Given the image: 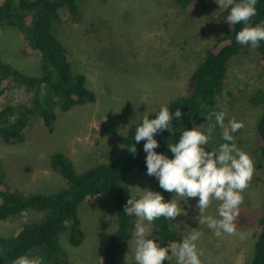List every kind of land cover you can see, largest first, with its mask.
I'll use <instances>...</instances> for the list:
<instances>
[{"label":"rangeland","instance_id":"obj_1","mask_svg":"<svg viewBox=\"0 0 264 264\" xmlns=\"http://www.w3.org/2000/svg\"><path fill=\"white\" fill-rule=\"evenodd\" d=\"M224 10L215 0H205V6L195 13L182 9L175 0H79V16L56 23L55 31L70 54L73 72L85 76V86L94 92L96 100L64 113L57 111L51 133H46L34 118L20 142L4 144L0 140L4 182L26 194L53 193L65 185L49 166L53 153L65 154L76 172L112 161L120 150L117 139L131 123L185 94L187 79L205 50L225 34L228 24ZM23 42L24 34L17 29H0V60L24 74L37 75L38 58L20 53ZM258 91L264 94V69L250 46L228 62L215 104L210 110L204 109L193 125L204 130L210 122L205 119L210 112L224 111L225 124L233 119L242 124L231 133L233 142L254 165L234 221L235 234L217 237L199 224L195 197L188 198L187 204L181 202L186 214L170 221L184 235L199 228L196 243L202 250L201 264H249L252 257V233L264 204V178L255 137L261 105L248 102ZM142 97L147 99L142 101ZM29 100L28 93L14 88L7 99L0 100V107L26 104ZM220 134L221 129L214 128L206 151L223 142ZM126 184L131 196H138L139 189L151 190L153 176L145 171ZM171 198L178 203L181 200L174 193L167 195L168 200ZM217 204L212 201L205 215L214 216ZM77 215L84 233L80 245L71 246L66 233L58 235L66 264H99L105 243L115 229L112 201L108 196H88ZM40 219L38 212L8 218L0 222V238L11 237L23 224ZM134 220L130 217L131 238L118 250L116 264H135ZM148 228L151 232V224ZM29 255L45 264L39 252Z\"/></svg>","mask_w":264,"mask_h":264},{"label":"trees","instance_id":"obj_2","mask_svg":"<svg viewBox=\"0 0 264 264\" xmlns=\"http://www.w3.org/2000/svg\"><path fill=\"white\" fill-rule=\"evenodd\" d=\"M79 0H1L0 29L13 27L24 34L20 53L36 55L38 74H24L0 60V100L7 99L11 90L19 88L30 95L26 104H4L0 107V140L4 144L20 142L31 121L37 118L41 128L51 133L56 112H67L77 105L94 103L93 91L85 86V76L74 73L68 50L57 38L55 24L69 17L77 18ZM184 10L195 13L205 6V0H175ZM225 14L228 10L225 8ZM264 21V0H257L256 15L252 24ZM241 25L228 24L225 34L207 50L200 63L190 73L185 94L170 100L169 112L179 108L180 122L175 119L174 133L161 131L154 135L159 147L154 149L171 158L167 143H174L182 130L191 129L200 113L210 110L220 94L228 62L245 48L235 41ZM264 69V41L253 46ZM252 105H261L255 125L256 155L264 178V94L258 91L248 98ZM146 115L154 118L155 113ZM142 118V117H141ZM140 118V119H141ZM131 123L126 132L117 139L120 150L110 162L98 163L82 172H76L72 161L63 153L49 157V166L59 174L64 186L53 193H22L4 182L0 168V222L27 212L41 213V219L23 224L11 237L0 238V264H11L21 254L40 253L45 264H66L65 256L58 245V235L66 233L71 246L80 245L84 233L80 226L77 210L86 197L108 196L115 212V229L107 239L99 264H116L118 250L131 238L130 216L123 212L128 196L127 182L146 171L142 150L144 140H132L135 125ZM134 144L137 151L128 150ZM153 192H160L167 201L170 194L158 187L153 177ZM153 238L160 246L168 249V259L162 264H176L172 243L180 242L185 236L176 230L170 220L163 217L151 222ZM253 247L249 264H264V204L256 228L252 233Z\"/></svg>","mask_w":264,"mask_h":264},{"label":"clouds","instance_id":"obj_3","mask_svg":"<svg viewBox=\"0 0 264 264\" xmlns=\"http://www.w3.org/2000/svg\"><path fill=\"white\" fill-rule=\"evenodd\" d=\"M215 3L228 10L224 18L227 24L241 25L235 34L237 44L259 46V42L264 41V21L250 22L256 15L257 0H215ZM146 99L142 97V101ZM224 117V111L210 112L205 117L210 121L206 129L193 126L182 130L174 143H167L171 158L154 151L159 147L154 135L161 131L169 134L175 132L172 121L180 122L179 108L169 112L168 107L162 105L154 118L145 114L135 125L132 140L136 143L144 140L142 150L146 154V174L156 179L160 189L181 197L179 203L174 198L165 201L160 192L147 188H138V196H128L123 212L135 217L132 231L135 264H162L168 259V249L160 246L151 236L154 228L150 232L148 225L160 217L172 221L177 216L185 215L181 202L187 204L188 198H197L195 208L198 209L199 224L205 225L217 237L235 234L237 226L234 221L254 165L250 156L233 142L231 133L242 124L234 119L225 124ZM216 127L221 129L220 139L223 142L216 149L206 151L205 146ZM128 151L134 154L137 149L131 144ZM212 201L218 202L216 214L205 215ZM200 234L199 228L191 229L180 242L174 241L170 245L176 264H201L202 250L198 249L196 243ZM11 264H40V259L25 253L13 258Z\"/></svg>","mask_w":264,"mask_h":264}]
</instances>
